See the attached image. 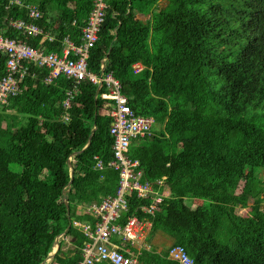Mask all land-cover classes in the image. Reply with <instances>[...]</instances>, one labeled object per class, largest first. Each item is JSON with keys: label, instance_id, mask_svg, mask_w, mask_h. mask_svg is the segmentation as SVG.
I'll use <instances>...</instances> for the list:
<instances>
[{"label": "trees", "instance_id": "16d2710c", "mask_svg": "<svg viewBox=\"0 0 264 264\" xmlns=\"http://www.w3.org/2000/svg\"><path fill=\"white\" fill-rule=\"evenodd\" d=\"M20 1L0 0V34L60 55L67 38L82 44L93 0ZM160 1L109 0L87 61L100 76L105 59L104 73L120 82L132 110L164 127L134 139L129 150L143 181L166 177L152 215L141 211L151 201L126 195L124 217L152 223L146 242L158 234L172 241L161 251L142 248L140 264H180L170 258L174 246L194 264H264V0H164L156 12ZM28 5L42 17L31 18ZM51 5L59 9L55 18ZM146 12L151 17L142 19ZM10 20L43 33L25 34ZM6 62L0 54V78ZM27 66L22 92L8 103L19 118L0 106V264H42L70 219L65 236L73 247L64 251L62 241L50 264H80L86 236L74 221L94 219L79 210L120 185V171L109 165L114 101L102 97L104 88L96 96L89 80L77 85L60 75L46 84L48 68Z\"/></svg>", "mask_w": 264, "mask_h": 264}, {"label": "built area", "instance_id": "2783aa9c", "mask_svg": "<svg viewBox=\"0 0 264 264\" xmlns=\"http://www.w3.org/2000/svg\"><path fill=\"white\" fill-rule=\"evenodd\" d=\"M108 1L93 0L92 11L83 29L82 44L76 45L67 38L61 55L44 48L36 49L26 40L12 39L0 34V54L7 56L6 74L0 78V106L7 105L11 98L22 92L21 85L29 71L27 64L32 63L49 69V76L45 79L46 84L52 83L60 75H65L74 79L77 85L89 80L98 85L100 91L104 88L102 97L114 101L110 112L114 161L109 165L120 171V185L114 196H108L100 203L82 206L81 215L90 214L94 221H74L86 236L83 261L80 264H140V251L142 248L150 249L145 239L152 223L144 216L143 218L136 215L124 217L128 211L126 195L136 192L138 198L151 201L150 205L142 206L141 211L152 215L165 197V193L159 189L165 186L166 177L155 182L143 181L144 171L140 169V162L129 155L134 139L153 134L155 120L152 117L137 115L132 110L120 82L112 73L105 74L103 71L99 76L88 70L90 50L99 40V31L105 22ZM13 4L22 3L20 0H10V5ZM28 8L31 18L42 17L37 6L28 5ZM9 23L23 30L25 34L43 33V30L36 25L28 24L23 20H10ZM49 38L53 40V37L49 36ZM134 68L136 72H140L144 66L136 63ZM73 95L74 91L68 92V98L64 102L66 109L70 107V99ZM102 167V162L98 161L97 168L102 169ZM170 258L180 264H194L193 259L182 246L172 247Z\"/></svg>", "mask_w": 264, "mask_h": 264}, {"label": "rangeland", "instance_id": "374dc122", "mask_svg": "<svg viewBox=\"0 0 264 264\" xmlns=\"http://www.w3.org/2000/svg\"><path fill=\"white\" fill-rule=\"evenodd\" d=\"M164 3H165V2H164ZM164 5H165V4H163V3H159L156 7H154V10H157L156 12H158L159 9H160L161 7H163ZM58 13H59V9L57 8L56 5H51V6H49V15H50L51 18H55V17L58 15ZM141 17H142V16H141ZM150 17H151V12H148V13L146 12V13L143 14V19H149ZM154 47H155V48H158L157 45H155V44H154ZM3 107H4V106H3ZM1 109H2V107L0 108V110H1ZM5 110H6L8 113H10L11 116H12L14 119L19 118V114H17V113L15 112V110L11 107L10 104H8V105L5 106ZM158 130L164 132V127H163V126H160V125H158V124H154V125H153L152 133H153V134H156V132H158ZM12 167H17V168L20 169V166H18V165H12ZM197 205H198V202L194 204V207H193V208H196ZM81 208H82V207H81ZM79 212L83 213V211H81V209L79 210ZM237 212L240 213V214H245L247 211H246L245 209H241V210L238 209ZM149 244H150L151 246H155V247H157V249H158L159 251H161V250H163V249L168 248L169 246H171L172 241H171V239L167 238L166 236L161 235V234H158V235H156V236L153 238L152 242L149 243ZM72 246H73V245H72ZM69 249H70V248H68V249H64V251H67V250H69Z\"/></svg>", "mask_w": 264, "mask_h": 264}, {"label": "water", "instance_id": "95a60500", "mask_svg": "<svg viewBox=\"0 0 264 264\" xmlns=\"http://www.w3.org/2000/svg\"><path fill=\"white\" fill-rule=\"evenodd\" d=\"M103 71H104V69H105V59L103 60ZM102 71V72H103ZM99 92H100V88L98 87V89H97V93H96V96H98L99 95ZM96 129V127L94 128V130ZM94 132V131H93ZM93 134V133H92ZM92 138V137H91ZM90 138V143H91V141H92V139ZM89 143V144H90ZM74 155L75 154H72L70 157H69V165L71 166V181H70V183H69V185H71V183H72V181H73V179H74V169H73V166H72V160H73V158H74ZM64 201H65V204H66V206H67V211H68V214H70V204H69V198H68V194H67V191H64ZM71 224H72V222H71V219H70V225H69V227H68V229L71 227ZM68 229L62 234V235H60L57 239H56V242L55 243H57V245L55 244V246L57 247V250L59 249V247H60V243H61V238L63 237V236H65L66 235V233H67V231H68ZM55 246H54V248H53V251L50 253V255L43 261V263L42 264H46V262L48 261V260H51L52 259V257H54V255L56 254V252H57V250H55Z\"/></svg>", "mask_w": 264, "mask_h": 264}, {"label": "crops", "instance_id": "0c3cea01", "mask_svg": "<svg viewBox=\"0 0 264 264\" xmlns=\"http://www.w3.org/2000/svg\"><path fill=\"white\" fill-rule=\"evenodd\" d=\"M165 1L164 0H161L159 3H163V4H165L164 3ZM33 6H35V5H33ZM156 7V6H155ZM139 16L143 19V15H141V14H139ZM149 234V233H148ZM148 236V235H147ZM62 241H64L65 242V244L63 245V250L64 249H68V248H72L73 246H72V243H71V237H66V236H63L62 238H61V242ZM145 242H146V239H145ZM147 243V242H146ZM148 244V243H147ZM149 245V244H148ZM60 246H61V243H60ZM150 246V245H149ZM59 249H60V247H59ZM58 249V250H59ZM55 250H57V247L55 246ZM58 250H57V252H58ZM56 252V253H57ZM54 257H55V255H54ZM54 257H52V259L54 258ZM52 259L51 260H48L47 262H46V264H50L51 263V261H52ZM56 264H58V263H56Z\"/></svg>", "mask_w": 264, "mask_h": 264}, {"label": "bare ground", "instance_id": "6f19581e", "mask_svg": "<svg viewBox=\"0 0 264 264\" xmlns=\"http://www.w3.org/2000/svg\"><path fill=\"white\" fill-rule=\"evenodd\" d=\"M57 245V243H55Z\"/></svg>", "mask_w": 264, "mask_h": 264}]
</instances>
